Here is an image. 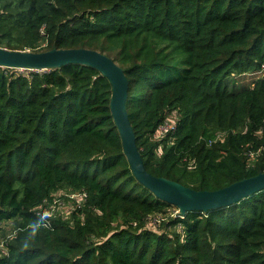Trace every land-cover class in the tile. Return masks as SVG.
Wrapping results in <instances>:
<instances>
[{
  "label": "trees",
  "instance_id": "16d2710c",
  "mask_svg": "<svg viewBox=\"0 0 264 264\" xmlns=\"http://www.w3.org/2000/svg\"><path fill=\"white\" fill-rule=\"evenodd\" d=\"M0 47L112 58L154 175L264 171V0H0ZM111 94L89 65L0 66V264H264V189L179 216L135 177Z\"/></svg>",
  "mask_w": 264,
  "mask_h": 264
},
{
  "label": "water",
  "instance_id": "95a60500",
  "mask_svg": "<svg viewBox=\"0 0 264 264\" xmlns=\"http://www.w3.org/2000/svg\"><path fill=\"white\" fill-rule=\"evenodd\" d=\"M70 63L94 67L110 80L112 116L122 139L124 154L135 177L156 197L177 206L179 216H184L189 211L208 212L227 207L264 189V171L215 190H197L149 172L136 143V134L127 108L130 94L128 77L123 68L108 55L88 47L52 48L40 52L0 47V66L43 70Z\"/></svg>",
  "mask_w": 264,
  "mask_h": 264
},
{
  "label": "rangeland",
  "instance_id": "374dc122",
  "mask_svg": "<svg viewBox=\"0 0 264 264\" xmlns=\"http://www.w3.org/2000/svg\"><path fill=\"white\" fill-rule=\"evenodd\" d=\"M253 79V78H252ZM252 79L249 77V73H244L241 76H235L233 74L231 77L229 76L224 83L229 86V88H239L242 87L244 84H250ZM63 202V201H62ZM60 208L62 209L65 204L59 203Z\"/></svg>",
  "mask_w": 264,
  "mask_h": 264
},
{
  "label": "built area",
  "instance_id": "2783aa9c",
  "mask_svg": "<svg viewBox=\"0 0 264 264\" xmlns=\"http://www.w3.org/2000/svg\"><path fill=\"white\" fill-rule=\"evenodd\" d=\"M168 129V127H166L164 130H167Z\"/></svg>",
  "mask_w": 264,
  "mask_h": 264
},
{
  "label": "clouds",
  "instance_id": "9594fccd",
  "mask_svg": "<svg viewBox=\"0 0 264 264\" xmlns=\"http://www.w3.org/2000/svg\"><path fill=\"white\" fill-rule=\"evenodd\" d=\"M130 115V114H129ZM222 139H224V138H222ZM210 143H211V141H210Z\"/></svg>",
  "mask_w": 264,
  "mask_h": 264
}]
</instances>
